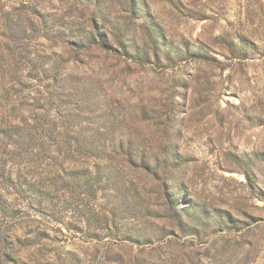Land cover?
Masks as SVG:
<instances>
[{"label":"rangeland","instance_id":"rangeland-1","mask_svg":"<svg viewBox=\"0 0 264 264\" xmlns=\"http://www.w3.org/2000/svg\"><path fill=\"white\" fill-rule=\"evenodd\" d=\"M0 264H264V0H0Z\"/></svg>","mask_w":264,"mask_h":264},{"label":"trees","instance_id":"trees-1","mask_svg":"<svg viewBox=\"0 0 264 264\" xmlns=\"http://www.w3.org/2000/svg\"><path fill=\"white\" fill-rule=\"evenodd\" d=\"M97 45H98V47H99V49H102V50H104V48H105V44L106 43H96ZM104 45V46H103ZM48 133H49V137L50 138H52V136H53V132L55 131V129L53 128V129H48V130H46ZM51 141L53 142L52 143V146L53 145H55L56 146V141H54V139H51ZM79 144V143H78ZM52 150H54L53 151V153H60V149L58 148V145H57V147H55V149H52ZM51 150V151H52ZM77 150L80 152H82L83 150L86 152V151H88V152H92V154H94V152H95V150H96V148L94 147V144L92 143V142H90V141H87V142H85L84 144H83V149L79 146V145H77ZM75 151V149L73 148V146L69 143V145H68V148H67V151L66 150H64V153L66 152V153H73ZM84 151H83V153H84ZM82 153V154H83ZM94 156L95 157H98L97 155H95L94 154ZM100 158V157H99ZM141 161H143V160H141ZM128 162H130L131 164L133 163V161H131V159H129L128 160ZM148 165H149V163H146L145 161H144V163H143V166H141V167H143V168H147L148 167Z\"/></svg>","mask_w":264,"mask_h":264}]
</instances>
